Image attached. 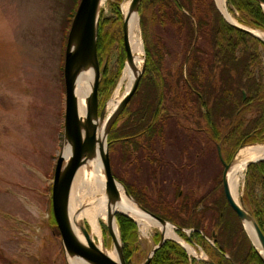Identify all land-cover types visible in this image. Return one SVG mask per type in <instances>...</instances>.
Returning a JSON list of instances; mask_svg holds the SVG:
<instances>
[{
	"label": "trees",
	"instance_id": "trees-1",
	"mask_svg": "<svg viewBox=\"0 0 264 264\" xmlns=\"http://www.w3.org/2000/svg\"><path fill=\"white\" fill-rule=\"evenodd\" d=\"M120 2L113 4L116 18L104 17L101 12L99 21L98 55L101 65L105 64L99 86L102 104L111 96L125 66L123 39L116 73L106 65L116 42L115 34L121 30L109 32L106 26L122 20ZM228 5L238 13L240 22L264 30V9L257 0H228ZM139 13L141 22L144 19L151 25L149 39L143 37L145 68L137 90L109 131L113 174L143 207L178 226L177 232L183 238L186 234L182 228L191 225L207 227L208 233L215 229L217 248L208 242L203 246L216 264H264L226 199L223 171L202 195L189 196L182 183L177 182L171 199L163 187L153 197L144 186L131 183L118 173L121 164L147 162L151 177L158 181L163 165L169 163L173 144L184 152V146L189 145L198 155L213 150L218 158L220 147L224 159L231 161L245 144L264 142V41L228 22L215 0H142ZM71 23L72 20L69 27ZM167 32L173 34L170 41L165 38ZM68 34L69 29L66 40ZM168 58L173 59L171 67H167ZM62 74L65 84L64 66ZM193 144L198 146L192 147ZM194 168L192 165L188 170ZM192 177L186 188L199 192V181L195 175ZM257 187L261 197L256 193ZM246 191L245 199L254 208L253 214L264 231V161L248 166ZM116 217L128 261L140 248L139 225L126 214L117 213ZM55 224L58 228L56 221ZM160 238L159 232L153 236L156 243ZM150 264H189L188 253L178 242L167 239Z\"/></svg>",
	"mask_w": 264,
	"mask_h": 264
},
{
	"label": "rangeland",
	"instance_id": "rangeland-1",
	"mask_svg": "<svg viewBox=\"0 0 264 264\" xmlns=\"http://www.w3.org/2000/svg\"><path fill=\"white\" fill-rule=\"evenodd\" d=\"M117 1H121L123 15L122 3L126 0H104L101 5L104 17L116 18L113 4ZM78 4L79 0H0V264H69L60 230L54 221L52 186L65 138L66 88L62 83V68L68 43L66 35ZM226 6L229 13L244 24L228 5V0ZM122 24L123 18L106 26L109 32L121 29L115 34L116 42L106 60L109 70L115 73L122 55ZM140 26L142 38L148 40L151 25L143 19ZM156 31L161 33L159 28ZM167 33L165 38L169 40L173 34ZM172 61L168 58L167 67H171ZM196 146L193 144L192 147ZM172 147L173 150H169L172 153L167 156L169 163L163 165L158 181L151 177L147 162L121 164L118 173L129 182L144 186L153 197L163 187L171 199L177 182L182 183L184 191H189L186 188L190 183L188 177L178 175L182 171L177 168L198 163L199 170L194 174L201 172L203 181H199L204 190L214 185L215 177L224 167L213 150L202 156L189 145L184 146L186 152L174 144ZM246 172L247 169L242 179L241 197L248 211L253 213L254 208L245 199ZM256 193L262 196L260 187ZM86 227L90 229L88 224ZM102 227L106 245L113 246L112 235L105 224L102 223ZM157 232L160 230L151 226L145 236L139 225L140 248L130 264H143L154 246L153 236ZM193 247L205 253L201 248ZM199 260L203 258L199 257ZM197 264L203 263L198 261Z\"/></svg>",
	"mask_w": 264,
	"mask_h": 264
},
{
	"label": "water",
	"instance_id": "water-1",
	"mask_svg": "<svg viewBox=\"0 0 264 264\" xmlns=\"http://www.w3.org/2000/svg\"><path fill=\"white\" fill-rule=\"evenodd\" d=\"M141 1L142 0H132L133 6H135L137 12L139 11ZM257 1L261 4V6L264 9V0H257ZM101 5H102V0H80V3L74 15L70 32L68 35V43H67L65 67H64L65 88H66L64 142L67 139L71 141L72 152L69 158L66 160L65 155L63 154V149H64V145H63L62 152L57 159L55 172H54L53 186H52V207H53L54 217L57 222V226L61 233L62 243L66 251V255L67 253L74 254L80 257L82 260L89 262L90 264H130L132 259L128 261L126 260L123 252L122 239L120 246L121 262H119L113 259L108 254H106L95 244L94 241L90 239L89 229L86 226L83 229V233L87 239V243L85 244L81 242L75 235L70 220V196L75 178L77 176L79 169L85 164L88 156L94 154L97 151L98 144L100 149L101 161L103 164V170L106 176V193L110 198L118 199L120 196L118 183L125 187V185L121 181H119L113 174L111 159H110L108 136L112 125L114 124L120 113L129 103L131 97L137 90L141 76L145 68L146 59H145V51H144V57H143L144 63L141 72L135 79L132 87L130 88L126 96L124 97L119 111L111 121L105 144L99 143L97 136L98 123L105 116L106 105H107V101L109 100L108 99L101 106L100 98H99V86L103 72L105 70V64H102L101 66L98 55V30H99V21L101 17ZM217 6L220 9L223 16L226 18V20L230 22L232 25H234L239 29L247 31L264 41V39L256 35L251 30V28L241 25L239 23L232 22L225 15L223 10L219 7L218 3ZM123 35H124L123 37L124 48L126 51V61H129L133 59L134 54L130 46L127 29H126V20L124 18V15H123ZM126 61H125V66H126ZM89 68L92 69L93 71V83H92L91 91L87 96V113L86 116L83 118L79 112L78 98L76 94V84L81 71ZM220 156L221 159L223 160L221 152H220ZM233 161L234 160H232L229 163H226L223 160L225 165L224 174H223V185H224V192L226 198L229 204L231 205V207L238 214L243 224L245 223L246 219L253 218L257 230L258 240L261 243L262 247L264 248V232L260 227L259 223L257 222L255 216L253 215L252 212L246 209L243 198H241V202L243 204V206H241L235 201V199L231 194V190L229 188L226 175ZM259 161H264V158L252 160L248 163V165ZM125 190L127 194L132 196L128 192L126 187ZM141 207L147 214L157 219L158 221L175 226L171 222L150 212L142 205ZM117 213H123L132 217L130 214L124 211H117L116 214ZM133 219L135 220V218ZM105 225L108 228L110 234L112 235L111 227L106 223ZM160 234H161V239L159 243L156 244L154 242V246L147 255L143 264H150L156 250L159 247H161L167 239H173L178 241L176 238L165 236L162 231H160ZM112 238L114 243H116V239L113 236ZM120 238H121V232H120ZM179 243L181 244V242ZM258 253L260 254V256L264 261L263 254L259 252V250ZM205 261L209 264H215V262L210 259H205Z\"/></svg>",
	"mask_w": 264,
	"mask_h": 264
},
{
	"label": "bare ground",
	"instance_id": "bare-ground-1",
	"mask_svg": "<svg viewBox=\"0 0 264 264\" xmlns=\"http://www.w3.org/2000/svg\"><path fill=\"white\" fill-rule=\"evenodd\" d=\"M104 0H102L103 3ZM220 8L225 15L235 23H239L230 13L226 6V0H217ZM122 11L126 20V29L133 50V59L126 61V66L123 70L120 82L107 102L105 116L98 123L97 136L99 143L105 144L108 129L111 121L119 111L122 101L135 79L141 72L144 63V42L141 36L140 15L132 0H126L122 3ZM251 30L258 36L264 39V31L256 28ZM93 83L92 69H85L79 74L76 84V94L79 104L80 115L84 118L87 113V96L89 95ZM72 152V143L69 139L64 142L63 154L66 160ZM264 158V143L256 145H246L241 148L235 156L231 167L229 168L226 179L231 190V194L235 201L243 206L241 202V185L242 179L245 176L248 163L252 160ZM119 198L113 199L106 193V176L103 170V164L100 156L99 144L97 151L88 156L85 164L79 169L75 178L71 196H70V220L73 231L77 238L87 243V239L83 233V229L88 224L90 226V239L111 256L116 261L120 259V229L115 216L117 211H124L130 214L140 225L141 232L148 236V230L151 226L158 228L165 236H170L181 240L197 257L207 258L206 254L198 252L194 247L187 245L180 236L176 233L174 226L168 223H162L157 219L147 214L141 205L129 194L125 187L118 183ZM247 209V208H246ZM102 223H106L111 227L112 236L116 239L113 246H107ZM245 227L250 234L254 244L259 252L264 256V248L257 237V230L253 218L245 220ZM69 264H90L82 260L80 257L67 253Z\"/></svg>",
	"mask_w": 264,
	"mask_h": 264
},
{
	"label": "flooded vegetation",
	"instance_id": "flooded-vegetation-1",
	"mask_svg": "<svg viewBox=\"0 0 264 264\" xmlns=\"http://www.w3.org/2000/svg\"><path fill=\"white\" fill-rule=\"evenodd\" d=\"M219 158H220V162H221V164H222V168L224 167V169H225V165H224V162H223V160L226 162V163H229L230 161H227V160H225L224 159V156H223V153H222V150H221V148L219 147ZM220 152H221V155H222V157H223V160L221 159V156H220ZM237 152V151H236ZM235 152V153H236ZM235 155V154H234ZM202 156H205V155H202ZM192 165H195V167H196V170L195 171H198L199 170V164L197 163V164H191V165H181V166H179L177 169H179L180 171H182V172H178L179 174L178 175H181L182 177H183V175H185L186 177H188V180H189V184H188V186H190V184L192 183V181H193V177L192 176H194L195 175V177L198 179V181L199 180H202L201 179V172L199 173V174H194V173H192V171H191V169L190 170H188V167H190V166H192ZM224 169L222 170L223 171V173H222V186H223V192H224V185H223V174H224ZM184 178V177H183ZM126 179V178H125ZM203 181V180H202ZM202 181H199V186H200V188H199V192L196 190V189H193V188H188V195L189 196H191V195H202V194H204V193H206L207 192V190H204V187H203V185H202ZM185 182H187V181H185ZM224 194H225V192H224ZM226 196V195H225ZM227 199V198H226ZM228 201V200H227ZM229 203V202H228ZM230 205V204H229ZM231 206V205H230ZM234 210V209H233ZM235 211V210H234ZM151 212V211H150ZM190 223H193V221L191 222L190 221ZM175 225V224H174ZM176 227H178V226H176ZM182 231H184L185 232V234H186V238H183L178 232H177V230H176V233H178V235H180L181 236V238L184 240V242L187 244V245H190L191 247H193L194 245L195 246H197V247H199V248H201L205 253L204 254H206V256H208L207 258H209V259H211V253L207 250V249H205L204 248V246H203V244L205 243V242H208L210 245H212L213 247H215V248H217V246H216V240H215V236H216V231H215V229H212V231H210V233H208V231H207V227H204V229L203 228H200V227H192V225H191V227H187V228H182ZM183 247V246H182ZM186 251H187V253H188V258H189V264H197V262L199 261V262H202L203 264H208V263H206L204 260H205V258H203V260L201 261V260H199V257H197V256H195V255H191V251L190 250H188L185 246L183 247ZM223 254H224V256L225 257H228L229 255L227 254V253H224V252H222ZM195 260V261H194ZM215 262V261H214ZM215 264H216V262H215Z\"/></svg>",
	"mask_w": 264,
	"mask_h": 264
}]
</instances>
